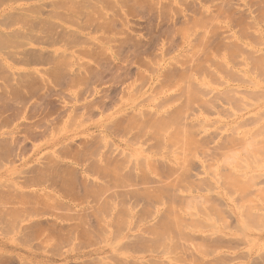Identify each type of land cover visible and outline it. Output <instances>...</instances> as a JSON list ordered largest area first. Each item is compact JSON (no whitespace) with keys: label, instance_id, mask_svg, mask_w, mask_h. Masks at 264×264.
I'll return each instance as SVG.
<instances>
[{"label":"rangeland","instance_id":"1","mask_svg":"<svg viewBox=\"0 0 264 264\" xmlns=\"http://www.w3.org/2000/svg\"><path fill=\"white\" fill-rule=\"evenodd\" d=\"M263 125L264 0H0V264H264Z\"/></svg>","mask_w":264,"mask_h":264},{"label":"bare ground","instance_id":"2","mask_svg":"<svg viewBox=\"0 0 264 264\" xmlns=\"http://www.w3.org/2000/svg\"><path fill=\"white\" fill-rule=\"evenodd\" d=\"M258 64H259V63H258ZM258 64H257V65H258ZM259 65H261V64H259ZM260 118H261V117H260ZM263 126H264V125H263ZM263 129H264V128H263ZM260 131H261V130H259V131H257V132H254V133H257L256 135H255V134H250V132L247 133V134H248V138H247V139L250 138V140H252V138H253V140H255L256 136H258V137L261 138V140H260V139L256 140L258 143L260 142V147H259V150H260V151H259L258 148H257L258 145H256V144H258V143L255 141V145H254V141H253V140H252L253 142L250 143V144H248L249 141H247L246 144H245V147H247V148L249 149V148H251V146H252V147L254 146V147L257 148L256 151L259 152L260 155H261V154L263 153V151H264V130L261 131V132H260ZM245 133H246V132H245ZM245 133H244L243 137L246 136ZM252 133H253V132H252ZM245 138H246V137H245ZM259 140H260V141H259ZM243 143H244V142H243ZM261 143L263 144L262 146H261ZM252 144H253V145H252ZM246 145H247V146H246ZM250 145H251V146H250ZM248 146H249V147H248ZM243 147H244V146H243ZM245 147H244V148H245ZM247 148H245V149L247 150ZM251 149H252V148H251ZM251 149H250V151H249V150H248V151H249V152H252ZM253 149H255V148H253ZM248 151H246V154H247V155H246V154H244V155H246V156H257V153L252 152L253 155H252V154L250 155V154L248 153ZM254 151H255V150H254ZM256 151H255V152H256ZM261 152H262V153H261ZM243 153H244V152H243ZM260 155H259V156H260ZM261 156H264V154L261 155ZM254 159H255V157H254ZM257 163H258V162H257ZM257 163H256V164H257ZM262 163H263V162H262ZM251 164H252V163H251ZM253 164H254V163H253ZM253 164H252V165H253ZM256 164H254V165H256ZM260 164H261V163H260ZM260 164H259V168H260V167L262 168L263 165L260 166ZM254 165H253V167H255ZM245 166L247 167V165H245ZM248 166H249V165H248ZM253 167H252V168H253ZM149 168H150V167H149ZM146 169H147V168H146ZM150 169H151V168H150ZM255 169H256V168H255ZM151 170H152V169H151ZM234 170H235V169H234ZM245 173H247V172H245Z\"/></svg>","mask_w":264,"mask_h":264}]
</instances>
